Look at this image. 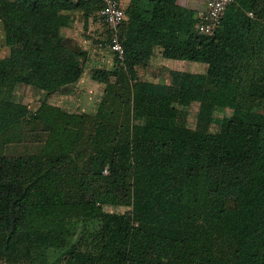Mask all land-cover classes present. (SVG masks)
I'll list each match as a JSON object with an SVG mask.
<instances>
[{"label":"trees","instance_id":"1","mask_svg":"<svg viewBox=\"0 0 264 264\" xmlns=\"http://www.w3.org/2000/svg\"><path fill=\"white\" fill-rule=\"evenodd\" d=\"M102 6L0 0L10 47L0 57V136L30 120L50 130L41 154L0 156L5 243L25 233L33 245L63 248L71 221L99 220L94 249L72 245L51 264H264V111L255 109L257 100L264 103V0H234L212 36L198 34L196 11L178 0H131L118 66L132 74L156 51L207 65L206 75L195 76L202 85L197 123L188 125L190 92L173 71L167 93L137 90L138 123L122 143L119 128L95 123L80 164L77 155L86 149L74 122L82 116L48 104L31 111L11 96L18 84L50 95L79 82L86 54L68 47L62 30L73 20L68 12H80L87 27ZM117 73L98 70L94 79L109 85ZM218 110L224 116L212 132ZM104 205L128 210L109 213Z\"/></svg>","mask_w":264,"mask_h":264},{"label":"rangeland","instance_id":"2","mask_svg":"<svg viewBox=\"0 0 264 264\" xmlns=\"http://www.w3.org/2000/svg\"><path fill=\"white\" fill-rule=\"evenodd\" d=\"M199 0H192L197 3ZM123 8L127 10L131 0H120ZM179 5L185 7L186 0H180ZM189 6V4H188ZM73 16L69 26L62 30L65 44L80 53L85 52L84 74L79 82L62 89L56 94L44 93L32 86L18 84L14 89L12 100L23 103L29 110L35 111L43 104L59 107L68 115L82 116V121H75L81 128L83 150L77 155L78 163L83 164L88 158L89 150L86 148L85 136L90 133L95 123L102 122L108 125V129L116 126L119 128L118 140L123 142L129 137L133 120V107L135 93L164 94L170 90L173 84L172 72H179L183 77V90H188L190 95L184 96L190 101L185 110L188 115V125L195 128L200 98L197 93L202 85L195 80V76L206 75L208 66L192 64L193 62L172 64V59H165L158 51L152 58L135 67L130 74L119 65L114 53L98 47V41L107 36V27L104 24L91 22L85 26L82 14L78 11L68 12ZM197 18L198 13L196 14ZM10 55V47L6 44L5 30L0 23V57ZM115 71L117 75L110 77L109 85L100 83L94 79L98 70ZM136 80L138 82H136ZM197 83L198 85H195ZM190 87H193L191 90ZM108 90L105 96L104 91ZM138 90V91H137ZM144 93V94H145ZM180 108L182 105L179 106ZM255 109L264 111V103L255 102ZM224 113L215 111L210 125L212 132L220 128ZM87 128L84 129V128ZM50 130L48 124L38 120L22 121L12 126L0 136V156H28L39 155L43 152L49 141ZM121 142V143H122ZM85 151V152H84ZM104 210L109 213L125 214L128 210L125 206L104 205ZM101 222L99 220H75L68 227V244L63 248L46 247L38 243L33 245L29 235L23 233L16 235L9 246L5 243V235L0 233V264H51L72 245L80 250L94 249L93 236L99 232Z\"/></svg>","mask_w":264,"mask_h":264},{"label":"built area","instance_id":"3","mask_svg":"<svg viewBox=\"0 0 264 264\" xmlns=\"http://www.w3.org/2000/svg\"><path fill=\"white\" fill-rule=\"evenodd\" d=\"M103 6L92 16L95 23L104 24L107 27V36L98 41V47L110 50L120 59H124L125 48L121 42V27L127 19L126 10L120 0H101ZM234 0H208L206 7L198 13L197 32L203 36H212L222 25L225 13ZM254 16L253 12L248 13ZM108 174V170L104 171Z\"/></svg>","mask_w":264,"mask_h":264},{"label":"crops","instance_id":"4","mask_svg":"<svg viewBox=\"0 0 264 264\" xmlns=\"http://www.w3.org/2000/svg\"><path fill=\"white\" fill-rule=\"evenodd\" d=\"M180 0H178V3H179ZM207 1L208 0H199L196 4L195 3H192V0H186V4L185 7L186 8H189V9H192V10H195L196 13H199V11L203 10L205 7H206V4H207ZM180 4V3H179ZM189 4V6H188ZM249 13V12H248ZM158 53H160L158 51ZM166 59V58H165ZM173 60V59H172ZM169 63H172V64H177V63H185L184 61H178V60H175V62H170L168 61ZM192 64H199V63H192ZM205 65V64H204ZM70 87V86H69ZM68 88V87H66ZM65 89V88H64Z\"/></svg>","mask_w":264,"mask_h":264}]
</instances>
